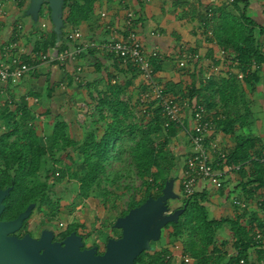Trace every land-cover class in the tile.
I'll use <instances>...</instances> for the list:
<instances>
[{
	"label": "trees",
	"instance_id": "trees-1",
	"mask_svg": "<svg viewBox=\"0 0 264 264\" xmlns=\"http://www.w3.org/2000/svg\"><path fill=\"white\" fill-rule=\"evenodd\" d=\"M25 1H20L21 7L24 6ZM97 1H65L63 6L64 27L60 39H57L52 23L49 32L44 33L42 29V37L33 55L20 59V66L30 68L28 73L32 75L35 83L30 93L21 97L16 111L5 108L0 114L7 128L0 135V188L12 187L5 200V217H14L31 203H35L36 208L39 209L47 206L53 211H58L61 204L51 198L50 193L54 190V186L68 174L78 179L79 196L82 199L91 198L100 192L104 205L112 201L114 194L102 188L101 176L105 171V162L111 150L124 135H129L135 141L132 155L146 189L140 200L129 205L122 216L126 215L130 209L145 202L148 197L159 196L170 179L175 160L179 159L176 155L168 153L165 147L172 139L176 140L183 127L175 122L166 126V119L155 103L149 104L141 101V94L148 88L147 83H143V90L135 98L128 92L132 84L131 80L118 81L115 79L112 82L111 76L106 89L89 87L88 91L87 103L90 116L98 111L100 119L106 124L101 136L91 131L84 140H75L67 132V123L57 119L49 144L41 142L35 126V115L30 110V105L33 99H39L43 95L37 89L38 84L47 83L45 88L47 98L52 97L54 84L50 80V74L39 72L37 66L42 61L38 53L40 51L61 52L77 45V42L75 43L69 36V30L75 27L82 28L84 23L89 24L91 30L98 8ZM178 1L176 0L175 6L179 4ZM258 1L261 5L263 21L250 16L251 0H234L232 3L220 4L213 2L206 7L203 13L199 9L200 14L196 13L195 9L192 11L195 16H200L199 26L206 34V40L210 43L216 42L219 48L227 52L229 62L228 66L222 69L223 74L220 72L205 79L202 71L201 81L197 83L194 80L189 84L184 81L158 78L168 94L188 95L192 100L204 104L207 110L206 117L213 120L216 129L232 135L234 144L226 147L227 155L222 161L232 166L241 164V169L235 173V177H238L236 187L243 190L239 198L254 203L257 209L251 213L250 221L246 222L248 207H240L232 200L233 206L236 207L234 215L226 214L219 218H210L205 206V202L209 199L208 192L197 191L188 197L183 196L182 193L184 202L179 208L186 205L184 212L177 222L173 221L164 226V229L168 230L167 245L155 248L156 251L153 253L143 251L135 260L136 264H175L174 260L167 256L175 251L177 245L184 254L190 256L191 262L203 258L206 259L204 264H240V260L245 259V264H264V240L258 244L254 241L256 229L264 234V202L261 205L258 204L259 198L264 196V166L260 162L264 156V142L257 139L251 131L244 132V128H250L253 124L254 113L250 107L245 106L244 113L237 111L235 114H230L217 106L214 95L216 92L224 105H238L240 109L241 103L245 104L246 86L250 85L256 89L262 79L259 72L264 64V0ZM42 10L40 14L46 12L50 14L47 0ZM188 49L198 51L190 46ZM211 49L213 56L215 49ZM106 55L116 62L120 61L111 53L107 52ZM84 56L88 58V66H93L98 71L103 68L95 50L88 49L78 58ZM236 59H238V65L234 66ZM163 62L161 57L152 58L156 73L162 70ZM214 63L218 64L220 61L214 58ZM176 66L184 71V68L192 65L179 67L176 64ZM127 68H132L140 74L133 65H128ZM238 72H245V76L242 79L239 78ZM111 82L113 84H110ZM145 109L147 110L144 111ZM149 110L150 113L147 112ZM47 112L50 113V110L47 109ZM12 137L15 139L11 140ZM59 145L62 150H67L69 147L80 149L85 165V171L82 174L72 173L69 164L67 166L58 165L61 163V158L57 156L55 149ZM217 162L221 160L218 158ZM175 179L177 180V177ZM229 181H231L230 178L221 187L224 188ZM169 207H171L170 201ZM238 209L242 210V213H239ZM261 211L263 215L260 214ZM79 225L73 223L70 229L74 230ZM225 225L230 228L234 247V252L229 258L222 254L217 239L218 231ZM253 252H255L254 255ZM145 257L148 262L144 261ZM181 264L187 263L182 262Z\"/></svg>",
	"mask_w": 264,
	"mask_h": 264
},
{
	"label": "rangeland",
	"instance_id": "rangeland-1",
	"mask_svg": "<svg viewBox=\"0 0 264 264\" xmlns=\"http://www.w3.org/2000/svg\"><path fill=\"white\" fill-rule=\"evenodd\" d=\"M108 1L112 2L113 0ZM148 1L152 6L154 2V6H158L157 8L159 9H156V14H158L157 17H150V22L147 20V26L156 27L157 29L161 30L167 36V44L171 45L177 43L178 45L185 44L186 46H195L194 39H203V31H201L202 29L200 30L201 34H198L200 29V16H195L192 12L193 9L197 10L196 13L200 14L199 11L203 13L206 7H208L213 2L220 4V0H177L179 2L177 6H175L176 0H145L147 3ZM139 2L138 0L135 1V6L133 5V7L140 13L138 8ZM184 3L187 4L182 6ZM25 4H27L26 1ZM252 4L254 9L252 10L251 8L250 16L260 20L261 18L259 17L257 11V6L260 4V2L258 0H254ZM154 6L152 7V10L155 8ZM113 7L116 8L115 5ZM120 10H123L121 6ZM41 12H43V10ZM119 14H122V17L124 16V13L120 12ZM25 15H27L26 10ZM43 20H48V22L51 21L49 17H46L41 13L38 22ZM145 27L141 28V31L146 29ZM49 28L44 29L43 32H49ZM202 48L204 50V52H202L204 59L200 62L194 63L191 67L184 68V74H187L188 76H190L192 73H195L193 79L189 77L186 79V81H184L187 82V84L191 83L193 80L199 83L202 79L203 72L205 73V71L209 70V65L205 64H208L207 62H211L208 60V57H210V51L205 50L204 47ZM164 54L166 56L165 61L171 64V69H175L174 64L170 61L176 60L172 57L175 55L172 53L171 56V53L169 54V52H165ZM43 65L44 64H40L37 67L44 68ZM125 70L126 72H130L129 74L131 75L130 77L133 83L132 85H135V87L130 86L128 88V92L136 98L137 94L143 90L142 88L144 82L141 81L139 73L136 70H132V68ZM175 70L180 74L181 71H183L180 69ZM131 72L134 73V78L133 73ZM160 72H157V77L159 79H163V77L158 76ZM40 73L47 74V72L45 73L44 71H40ZM221 73H224L223 70ZM110 76L111 75H109V78ZM109 78L104 80L103 85H100L101 87L93 86L92 84L80 85L79 88L84 91L83 100L82 96H77L75 98L74 96L70 95L69 99L64 101L65 96L62 94L69 89V84L68 82H60L56 80L52 75L50 76V80L54 84V91L51 98H47L45 94L47 83L42 85L38 84L37 89L43 95L39 99L37 98L32 100L30 110L35 115V126L37 127L41 142L43 144H49L54 129V124L57 119L67 123V132L69 136L75 140H84L86 135L91 131L95 132L98 136H101L104 132V129L106 128L105 121L100 119L98 111H96L93 116H90V108L87 103V97L89 87L92 89L94 87L106 89L109 85ZM117 80H126V76L122 75L121 70L119 71ZM33 83H35V80L30 79L28 81H21L20 84H16L15 86L10 84L12 85L11 88L9 85H7L5 93L0 94V114L5 108L16 111L21 97L30 93ZM110 84L113 83L111 82ZM257 90L258 88L253 89L250 85L246 86V94L244 97L245 104L241 103L240 109L238 105H224V102L221 101L219 95L216 92L214 94L215 103L219 108H221L222 111H228L230 114H235L237 111L244 113L245 106L248 108L250 107L254 113L253 124L250 128H244V132L249 133V131H251L257 139L264 142V98H259ZM51 99L55 101L54 105H52ZM47 109L50 110V113L47 112ZM9 119H11V117ZM6 130V124L0 117V135ZM14 139L15 137H12L11 140ZM157 139L159 140L158 137ZM182 141L184 142L185 139H172L171 142H169L165 147L168 153L176 155V158L179 157V159L175 160V165L170 175V178L177 177V180L175 179V190L180 194L178 199L172 201L170 200V208H172V210L179 208L184 202V195L182 194L179 186L181 168L185 159ZM134 144L135 141L129 135H124L122 139L115 143L108 160L105 162V171L101 176L102 188L113 192L114 195L112 201L104 205L102 203L103 196L100 192H97L91 198L82 199L79 196L78 179L71 177L72 175L68 174L61 182L54 186V190L50 193L51 198L60 202V209L58 211H53L47 206H44L41 209L37 208L35 216L31 221V226H34L35 230H38L37 227L41 226L64 229V227L68 226L69 224L78 223L82 225V230L84 232L90 234V240L96 241V243L100 244L101 246L105 245L108 238H116L121 232V229L114 227L117 218L122 216V213L128 209L129 205L137 203L143 196V193L146 189V185L143 183V179L139 176L135 161L133 159L132 149ZM60 147L61 146L59 145L55 149L57 151V156L61 158V163H58V165L67 166V164H69L72 173L77 175L82 174L85 171V165L84 157L83 154L80 153V149L78 147H69L67 150H62ZM48 164L51 165V163ZM234 178L232 176L230 178L231 181L224 188H215L213 191L208 193L209 199L207 202H205V206L208 209L210 218H219L225 216L226 214L234 215L236 213V207L233 206L231 201L235 195L239 196L243 194V190L239 187H236L238 183V177H235L234 175ZM250 200L252 201V199ZM247 207L248 214L246 216L248 217L245 216L246 222L250 219L251 213L257 209L256 205L251 202H249ZM241 211L238 209L239 213H242ZM260 214L263 215V212L261 211ZM167 232L168 230L163 228L161 239L159 241H152V243L158 248L160 246L167 245ZM217 239L219 247L222 250V254H225V256L229 258V256L234 252V247L228 225H225L218 231ZM254 254L255 252H253V255ZM205 260L206 259L200 258L199 260H193L192 262L190 260V262L186 263L200 264L202 262L201 264H204ZM181 263L182 262L180 259L175 261V264Z\"/></svg>",
	"mask_w": 264,
	"mask_h": 264
},
{
	"label": "built area",
	"instance_id": "built-area-1",
	"mask_svg": "<svg viewBox=\"0 0 264 264\" xmlns=\"http://www.w3.org/2000/svg\"><path fill=\"white\" fill-rule=\"evenodd\" d=\"M15 1L20 2L22 0ZM119 1L124 10L121 35L113 37L106 42H99L94 39L83 42L84 34L82 29L75 27L69 30V36L75 43L77 42V45L61 52L49 51L45 53L40 51L38 53L39 59L42 63L65 65L78 59V56L86 53L88 49H97L113 54L120 59L121 64L125 67L128 65L135 66L148 86L147 90L141 94V101L149 104L154 102L166 119L165 125L169 126L172 122L180 124L183 127L182 132L188 138L187 156L180 173L181 190L184 196L193 195L199 190L198 188L201 184L215 188L221 187L223 183H226L229 178L241 169V164L232 166L222 161L227 155L226 147L228 146H224L216 140H210V136L215 132L216 127L213 120L206 117L207 110L204 104L192 100L188 95L173 96L167 93L164 86L159 82L152 63V58L160 57L159 45L150 50L147 48L141 34L140 14L133 7L132 0ZM233 1L220 0V3H232ZM5 2L6 0H0V24L6 15ZM19 27L21 26L19 25ZM42 27V29H45L47 24L43 23ZM151 34L159 37V33L151 32ZM212 44L216 45V42ZM176 49L178 53L176 60L179 67L193 65L198 60L202 61L204 59V55L200 50H189L185 44L180 45ZM214 58L220 63L216 64L212 60L207 62L208 64L206 65H209V70L204 73L205 79L220 73L223 68L228 66L227 52L224 49L218 48ZM20 63L19 58H13L12 61L0 65V83L10 82L16 84L26 75L30 68L22 67ZM233 65H238V59L234 61ZM79 70L81 69L79 68ZM244 76L245 72H238L239 78L242 79ZM188 111L191 117V124L189 125L185 123ZM147 112L150 113L151 111ZM218 158L221 162H217ZM260 162L264 166V156L260 159ZM233 202L240 207L249 205V202L242 200L238 195L233 197ZM263 202L264 196H261L258 204L261 205ZM255 232L254 241L256 244L263 242L264 234L261 230L256 229ZM167 257L172 259L180 258L185 263L191 260L189 255L182 252L179 245ZM240 264H245V259H241Z\"/></svg>",
	"mask_w": 264,
	"mask_h": 264
},
{
	"label": "crops",
	"instance_id": "crops-1",
	"mask_svg": "<svg viewBox=\"0 0 264 264\" xmlns=\"http://www.w3.org/2000/svg\"><path fill=\"white\" fill-rule=\"evenodd\" d=\"M29 1L30 0H26L27 4H24V6L22 7L19 4L20 2H16L15 0H6L5 2L6 15L3 17V20L1 21V24H0V65H3L5 63L12 61L13 58H19V59L25 58L26 59V57H31L33 55V51L35 47L37 46L39 42V39L42 37V33H43L42 24L46 23L47 28L52 26L51 21H50L51 23L48 22V20L36 22L33 20L31 16L25 15V10L27 12V8L29 7ZM113 1H112L113 4L112 2H109L108 0H98L97 1L98 8H97V12L95 15V21L93 23L91 30H90L89 24L87 23H84L83 26H81L82 27L81 29L84 34L83 42H87L88 40H91V39H94L99 42H106L107 40L112 39L113 37H117L121 35L124 16L122 17L121 16L122 14H119V13L120 12L123 13L124 10H120V6L122 7V5L120 4L119 0H113ZM135 1L137 0H132V5L135 4ZM253 1L254 0H251V3H253ZM139 3H138V8L140 11L139 14H140L141 28L146 26L145 27L146 29L141 31L143 40L149 50L155 47L156 45H159L160 57L164 60L162 71L158 74V76L163 77V79L165 78L167 80L173 79L176 81H186V79L189 77L193 79V77L195 76V73H192L190 74V76H188L187 74H184L185 71H181V74L176 72L175 69H179L176 66L177 60H173V61L170 60L174 64L175 69H171V64L165 61L166 59V56L164 54L165 52L166 53L169 52V54L171 53V56L173 53V55H175V56H172L173 59L177 58L178 53L176 52L177 50L176 48H178L180 45H178L177 43L171 44V45L167 44L168 42L166 40L167 36L161 30L157 29L156 27L147 26V20L150 22V17H157L158 14H156L157 13L156 9H159L157 8L158 6H154V2H153V6L155 8L152 10L153 6L149 4V1L147 3L145 2V0H140ZM114 5L116 8L113 7ZM251 8L252 10L254 9L253 4L250 5L249 10H251ZM257 11L261 19L260 20L257 18L256 19L259 21H263V15L261 13L260 4H258L257 6ZM44 15L46 17L50 16L48 12H46ZM19 25L21 27H19ZM200 30L203 31V28L201 26H200L198 34L199 33L201 34ZM151 32L159 33V37L152 35ZM202 34H203V39L202 40L194 39L195 42L194 41L193 42L195 43L194 44L195 46L193 45H190V46L191 48H196L200 50L201 52H204L202 47H204L205 50H209L210 57H208V60L214 61L213 56L219 47L217 45H213L212 43L206 40V36H205L206 34L204 33V31L202 32ZM211 48L215 49V51L213 52L214 53L213 56H212ZM93 50H95L96 55L99 57L98 59L103 65V68L99 71L96 70L93 66L87 65L88 58L86 56L82 58H78L74 61H70L65 65L52 64V63H41V64H44L43 65L44 68L38 67L39 72L40 71L41 72L44 71L45 73L47 72V74H50V76L52 75L53 78H55L56 80L60 82H68L69 89L62 94L63 96H65L64 101L68 100L70 95L74 96L75 98L77 96H82V100H83L84 91L79 88L80 85L92 84L93 86L101 87L100 85H103L104 80L106 78L108 79L109 75L112 76L111 79H112V82H114V80L118 78L120 70L122 72V75L126 76L127 81L131 80V77H130L131 75L129 74L130 72H126L125 70L128 68L125 67L123 64H121L120 61L116 62L114 59L109 58L106 55L107 52H104L102 50H97V49H93ZM79 68L81 70H79ZM259 75L262 79L256 88H258L257 93L259 95V98L262 99V97L264 98L263 96L264 94V64L262 65V69L260 70ZM139 77L141 78V81L144 82V79L140 74H139ZM76 78H78V80ZM133 78H134V73H133ZM30 79H33V77L32 75L27 73L16 84H20L21 81H26V80L28 81ZM10 84L12 83L10 82L0 83V94L5 93V89H7L6 88L7 85H9L10 88L12 85L13 86L16 85V84H12V85ZM132 84H131V87H135V85L133 86ZM51 100H52L51 101L52 105H54L55 101L53 99ZM185 123L187 125L191 124V117H190L189 111L187 112V115L185 117ZM177 138H180L183 140L185 139V141L184 142L182 141V143H183V149H184L183 152L186 154L188 147H189V141H188L187 136L184 134V132L181 131L179 132ZM210 140H216L220 142L221 144H223L224 146H228V147L233 146L234 144L232 135L223 133L219 129L218 130L215 129V132L210 136ZM179 186L181 189L180 182H179ZM198 189H199L198 191L205 190L206 192L209 193L213 191L215 187H210V186L201 184ZM161 247L162 246H160V248ZM178 259L180 258H174L173 260L175 262Z\"/></svg>",
	"mask_w": 264,
	"mask_h": 264
},
{
	"label": "water",
	"instance_id": "water-1",
	"mask_svg": "<svg viewBox=\"0 0 264 264\" xmlns=\"http://www.w3.org/2000/svg\"><path fill=\"white\" fill-rule=\"evenodd\" d=\"M67 0H47L53 29L59 40L63 32V6ZM45 0H30L27 15L39 21ZM12 187L0 190V214L5 205L2 203L10 194ZM175 190V178H170L162 193L150 196L142 204L117 218L114 227L121 229L120 238L111 237L106 244V251L97 254L96 247L81 250V237L75 233L69 235L65 245L52 242V234L45 230L40 239L29 235L23 238L10 235L15 232L35 208L31 203L17 218L0 221V264H135L136 258L145 250L152 248V241H159L162 229L170 222H177L184 212L182 208L171 210L169 201L178 199Z\"/></svg>",
	"mask_w": 264,
	"mask_h": 264
},
{
	"label": "flooded vegetation",
	"instance_id": "flooded-vegetation-1",
	"mask_svg": "<svg viewBox=\"0 0 264 264\" xmlns=\"http://www.w3.org/2000/svg\"><path fill=\"white\" fill-rule=\"evenodd\" d=\"M2 189H6V188H0V190H2ZM6 197L3 200V202H2L5 205V207H4L3 211L0 214V221L13 220V219L17 218L23 211L26 210L25 209V210L20 211L14 217H5L4 213H5V210H6V202H5ZM36 210H37V208L35 206V208H33V210L31 211L30 215L23 220V223L20 226V228L17 229L15 232L10 233V235L16 236L18 238H23L26 235H29V236H31L34 239H40L42 237V235H43V232L45 230H48L52 234L51 235L52 236V242L59 243L60 245L63 246V245H65L64 240L69 235H71L72 233H75L77 236L81 237V240H82V243H83V245L80 247L81 250H85V249H90V248L96 247V250H97L96 253L97 254H103L106 251V244H107L109 238L107 239L105 245L101 246L100 244H97L96 241L90 240V237H89L90 234H88L87 232H84L82 230V228H83L82 225H79V224H78L79 226L76 229H74V230L70 229V226L72 224H69L68 226L64 227V229H58L56 227L55 228L54 227L51 228V227H42L41 226V227H37L38 230H35L34 226H31V221H32L33 217L35 216ZM121 236H122V231L120 232V234L116 238H120ZM151 246H152V248L150 250H147L150 253H153V252L156 251V249H158V247L156 245H154L152 242H151ZM144 261L148 262L147 257L144 258Z\"/></svg>",
	"mask_w": 264,
	"mask_h": 264
}]
</instances>
